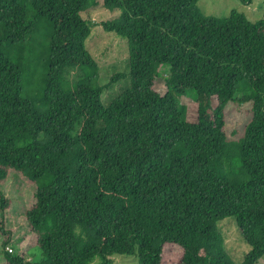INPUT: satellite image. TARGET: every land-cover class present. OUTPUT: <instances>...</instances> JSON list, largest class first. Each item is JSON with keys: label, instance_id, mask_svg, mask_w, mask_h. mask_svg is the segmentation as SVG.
Returning a JSON list of instances; mask_svg holds the SVG:
<instances>
[{"label": "trees", "instance_id": "16d2710c", "mask_svg": "<svg viewBox=\"0 0 264 264\" xmlns=\"http://www.w3.org/2000/svg\"><path fill=\"white\" fill-rule=\"evenodd\" d=\"M198 2L104 0L120 15L101 25L129 53V73L110 84L130 78L105 106L110 84H100L82 17L97 0H0L6 264H113L114 255L165 264L166 245L182 250L176 264H238L219 229L228 218L251 247L241 264L264 257V18L206 16ZM164 66L161 95L154 86ZM190 91L196 100L184 105ZM238 96L253 117L230 139L225 112ZM11 172L34 188L25 220L39 261L6 251L11 201L1 186Z\"/></svg>", "mask_w": 264, "mask_h": 264}, {"label": "rangeland", "instance_id": "374dc122", "mask_svg": "<svg viewBox=\"0 0 264 264\" xmlns=\"http://www.w3.org/2000/svg\"><path fill=\"white\" fill-rule=\"evenodd\" d=\"M198 6L206 16L218 18L229 17L232 11L246 14L256 22L264 18V0H252V3L243 5L240 0H199ZM120 15V10L111 11L104 6V0H97V5L82 13V17L91 23L92 33L86 41V49L96 60L100 72V84L109 85L111 79L118 74L129 73V53L127 41L114 33L104 30L102 23L113 20ZM77 75V73H76ZM161 77L155 82V90L161 95L167 93L165 77L169 75V68H161ZM75 78V73L70 76ZM31 85V84H30ZM28 86V97L33 99L39 94L40 83ZM44 86V81H43ZM42 86V88H43ZM130 88V78L120 79L106 87L102 94V101L109 106L124 91ZM240 97L230 102L226 107V131L230 139H238L245 133L247 125L252 120V104L242 103ZM190 100H196L194 91H190L181 99L184 105ZM1 189L10 199V208L6 211L5 225L12 232L11 247L14 246V255H23L28 261H39L41 252L37 246V236L32 233L26 223V212L35 203L32 184L20 173L11 172L2 183ZM1 221V214H0ZM219 229L225 238V247L230 256L241 264L245 256L251 251L250 245L239 231L236 220L228 218L219 223ZM5 237L0 233V264H6L2 241ZM7 251V248H6ZM182 256V250L175 245H166L164 252L165 264H176ZM113 264H137V256L114 255ZM258 264H264V257Z\"/></svg>", "mask_w": 264, "mask_h": 264}, {"label": "built area", "instance_id": "2783aa9c", "mask_svg": "<svg viewBox=\"0 0 264 264\" xmlns=\"http://www.w3.org/2000/svg\"><path fill=\"white\" fill-rule=\"evenodd\" d=\"M7 251H8L9 253H13V251H14V248H13V247H11V246H8V247H7Z\"/></svg>", "mask_w": 264, "mask_h": 264}]
</instances>
